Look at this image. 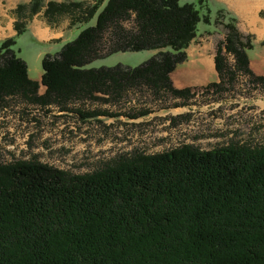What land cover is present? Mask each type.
Here are the masks:
<instances>
[{
	"label": "trees",
	"instance_id": "1",
	"mask_svg": "<svg viewBox=\"0 0 264 264\" xmlns=\"http://www.w3.org/2000/svg\"><path fill=\"white\" fill-rule=\"evenodd\" d=\"M42 7L47 22L66 15L70 26L82 27L57 52L43 54L38 82L17 56L15 36L2 39L0 108L21 97L61 111L135 86L188 95V88L172 86L170 73L184 61L198 22L209 24L208 9L200 14L179 0H30L14 9L16 35ZM216 18H225L214 54L217 76L231 74L224 52L237 71L263 82L248 68L251 42L234 17L219 12ZM142 50L153 53L134 67H87L113 53ZM0 264H264V143L211 149L183 143L119 155L77 174L35 159L0 163Z\"/></svg>",
	"mask_w": 264,
	"mask_h": 264
},
{
	"label": "rangeland",
	"instance_id": "2",
	"mask_svg": "<svg viewBox=\"0 0 264 264\" xmlns=\"http://www.w3.org/2000/svg\"><path fill=\"white\" fill-rule=\"evenodd\" d=\"M179 2L193 4L200 14L208 9L211 18L217 8L211 0H204L202 6L198 0ZM0 21L3 26L4 20ZM93 22L94 18L87 25ZM81 27L78 26L68 40L73 39ZM203 28L212 29L198 22L197 30ZM223 37L222 25L216 24L209 43H205L206 51L215 54L216 45ZM42 48L43 45L35 43L28 33L15 38L14 49L28 67L30 78L37 77L41 71ZM46 50L52 54L58 50V45ZM150 55V50L117 52L95 59L87 67L117 64L134 67ZM222 55L225 68L231 74L225 73L223 79L217 76L203 85L184 87L189 89L186 98L135 86L118 97L75 101L61 111L21 97L9 98L0 108V163L35 159L77 174L100 169L119 155L154 154L183 143L199 149L230 143L262 144L264 81L237 71L233 56L224 52ZM77 109L82 113L102 111L105 114L83 118ZM142 110L147 113L137 115Z\"/></svg>",
	"mask_w": 264,
	"mask_h": 264
},
{
	"label": "crops",
	"instance_id": "3",
	"mask_svg": "<svg viewBox=\"0 0 264 264\" xmlns=\"http://www.w3.org/2000/svg\"><path fill=\"white\" fill-rule=\"evenodd\" d=\"M30 0H0V19L4 20L3 26L0 21V41L6 37H19L24 33L30 34L33 41L43 45L40 54L50 53L47 48H53L58 45V50L72 37L75 25H69V18L63 15L53 22H47L42 15L43 7L35 12L25 23V29L21 34L16 35L13 27L15 14L13 12L16 5L28 3ZM48 1V0H44ZM51 1H75V0H51ZM216 5L214 16L210 17L209 24L211 30H197L195 37L191 40L186 49L184 61L177 64L170 73V81L175 88H184L188 86L203 85L217 78V72L214 68V52L206 51L211 35L214 33L216 24L225 22L224 19H217L219 12L228 13L235 19V26L242 35L249 38L251 47L246 51L248 59V68L256 76L264 77V0H211ZM204 36V37H200ZM209 38V39H208ZM197 40V41H196ZM56 50L55 52H57ZM151 51V50H150ZM54 52V53H55ZM153 51H151V54ZM51 54V53H50ZM27 74L29 71L27 67ZM40 73L31 80L39 81ZM38 89L43 92V87L39 85ZM39 93V92H38ZM39 93V94H40Z\"/></svg>",
	"mask_w": 264,
	"mask_h": 264
},
{
	"label": "built area",
	"instance_id": "4",
	"mask_svg": "<svg viewBox=\"0 0 264 264\" xmlns=\"http://www.w3.org/2000/svg\"><path fill=\"white\" fill-rule=\"evenodd\" d=\"M232 56V55H231Z\"/></svg>",
	"mask_w": 264,
	"mask_h": 264
}]
</instances>
